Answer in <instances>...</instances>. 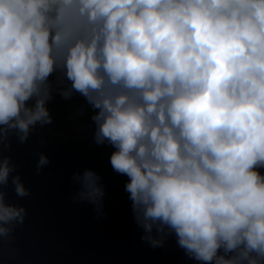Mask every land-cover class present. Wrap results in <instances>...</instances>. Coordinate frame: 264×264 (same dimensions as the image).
Segmentation results:
<instances>
[{"label":"clouds","instance_id":"clouds-1","mask_svg":"<svg viewBox=\"0 0 264 264\" xmlns=\"http://www.w3.org/2000/svg\"><path fill=\"white\" fill-rule=\"evenodd\" d=\"M54 71L98 110L144 239L174 231L197 260L264 264V0H0V145L51 123ZM14 170L0 154V241L26 214L5 200ZM78 179L99 205V177Z\"/></svg>","mask_w":264,"mask_h":264},{"label":"water","instance_id":"water-1","mask_svg":"<svg viewBox=\"0 0 264 264\" xmlns=\"http://www.w3.org/2000/svg\"><path fill=\"white\" fill-rule=\"evenodd\" d=\"M113 152L35 127L23 143L15 132L10 134L0 145V154L15 165L4 188L5 200L26 214L23 223L14 225L11 238L0 241V264H213L190 256L174 231L153 229L162 245L143 238L145 229L136 221L125 188L130 178L113 169ZM41 155L49 162L38 169ZM85 171L99 177L104 192L99 205L78 195V177ZM13 176H19L29 195L16 194ZM218 255H224L223 248Z\"/></svg>","mask_w":264,"mask_h":264},{"label":"trees","instance_id":"trees-1","mask_svg":"<svg viewBox=\"0 0 264 264\" xmlns=\"http://www.w3.org/2000/svg\"><path fill=\"white\" fill-rule=\"evenodd\" d=\"M48 82L51 85L50 99L46 101L45 107L48 109L52 120L70 123L74 118H81V113L85 108L91 107L86 98L78 92L73 91L67 99L61 94L71 87V81L63 78L60 73L54 71L49 76ZM34 103L35 100L32 99L33 106Z\"/></svg>","mask_w":264,"mask_h":264},{"label":"built area","instance_id":"built-area-1","mask_svg":"<svg viewBox=\"0 0 264 264\" xmlns=\"http://www.w3.org/2000/svg\"><path fill=\"white\" fill-rule=\"evenodd\" d=\"M27 106L31 107L32 99L26 102ZM98 110L92 107H87L81 113V118H74L70 123H63L55 120H51V123L41 125L39 122L32 127L47 131V135H51L57 138H72L78 139L89 143L92 146H98L103 149L117 151V149L110 144L107 140L103 144H98L95 140L96 124L92 120V116L96 114ZM262 168V170H261ZM256 169L264 176V168Z\"/></svg>","mask_w":264,"mask_h":264},{"label":"rangeland","instance_id":"rangeland-1","mask_svg":"<svg viewBox=\"0 0 264 264\" xmlns=\"http://www.w3.org/2000/svg\"><path fill=\"white\" fill-rule=\"evenodd\" d=\"M264 168V167H263ZM261 170H262V168H261Z\"/></svg>","mask_w":264,"mask_h":264}]
</instances>
